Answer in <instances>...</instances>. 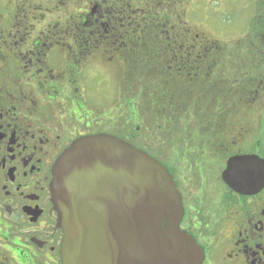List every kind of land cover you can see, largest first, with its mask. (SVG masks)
Instances as JSON below:
<instances>
[{"label": "flooded vegetation", "instance_id": "af4514ba", "mask_svg": "<svg viewBox=\"0 0 264 264\" xmlns=\"http://www.w3.org/2000/svg\"><path fill=\"white\" fill-rule=\"evenodd\" d=\"M148 4L0 0V264H62L55 168L73 146L103 135L168 170L182 197L180 229L202 248V264H264V185L242 194L223 180L233 157H257L264 169V123L186 116L225 83L236 96L223 98L229 120L233 105L258 94L240 91L230 71L249 40L231 41L223 56L184 9Z\"/></svg>", "mask_w": 264, "mask_h": 264}, {"label": "water", "instance_id": "95a60500", "mask_svg": "<svg viewBox=\"0 0 264 264\" xmlns=\"http://www.w3.org/2000/svg\"><path fill=\"white\" fill-rule=\"evenodd\" d=\"M262 172L257 157H233L223 180L251 193L264 185ZM53 196L62 264L204 261L202 248L180 229L182 197L168 170L122 140L103 135L73 146L56 165Z\"/></svg>", "mask_w": 264, "mask_h": 264}, {"label": "rangeland", "instance_id": "374dc122", "mask_svg": "<svg viewBox=\"0 0 264 264\" xmlns=\"http://www.w3.org/2000/svg\"><path fill=\"white\" fill-rule=\"evenodd\" d=\"M186 2V4L182 2L178 5L174 4L173 7L166 6L165 9L169 11L184 9L186 21L190 22L194 29L219 41L220 45L224 47L223 56H228L226 50L232 45L231 41H235L236 46H239L238 41L249 40L236 54L238 58L231 57L234 64L230 71L232 77L237 75L239 78H245L244 82L239 81L240 91L249 85L251 93L258 91V94H252L251 97L248 95L247 99L256 100L251 105L246 98L237 109L233 105V118L231 117L229 122L235 123L237 126H244L246 123H264V11H261V9L264 10V0H187ZM61 8H67V6ZM237 68L245 69V71L239 74ZM255 68L260 69L261 72H257ZM261 74H263L262 78ZM224 81L226 80L222 79L218 84ZM261 82H263L262 85ZM260 85L261 88H259ZM139 87L149 88L144 81L139 84ZM143 96L145 99L148 97L145 94ZM236 101L239 104L242 103V99H236ZM147 114L150 116L149 113ZM205 114L209 115V113ZM178 131L184 134L183 137H191L190 130ZM157 135L159 136V133Z\"/></svg>", "mask_w": 264, "mask_h": 264}, {"label": "trees", "instance_id": "16d2710c", "mask_svg": "<svg viewBox=\"0 0 264 264\" xmlns=\"http://www.w3.org/2000/svg\"><path fill=\"white\" fill-rule=\"evenodd\" d=\"M186 1L187 0H143V1H139V2L140 3H147L148 2L149 3L148 8L153 7V8H157V9L162 10V8L165 9L166 6L173 7L175 5H178L180 2L186 4L187 3ZM142 7L144 8L146 6L143 5ZM261 11H264V10L261 9ZM151 14H153V13H151V12L148 13V17ZM263 18H260V19H263ZM147 22H149V21L146 19V23ZM256 26L260 27L259 25H256ZM242 71H245V69H241V70L239 69L238 70L239 74L242 73ZM256 71H257V69H256ZM235 77L239 78L237 75ZM250 79H252V78H250ZM244 80H245V78H239L238 81L244 82ZM218 87H219V89L214 91L217 94L214 96L213 99H215V101L212 104H209L207 101V98L203 97L204 100L201 102L197 101L198 105L196 104L194 106L193 109L196 108V110H191V111L187 112L186 116H189V118L192 120L191 123H194V118H191V117L197 118V116H198V119L201 120L200 123H205V122H207V123H230L229 118H228V112L229 111L225 110V108H222V102L226 100V99H223L224 97L229 98V99H233L236 96H234V97L228 96L229 95V89H226L227 83L223 84L221 87L220 86H218ZM231 89H232V87H231ZM226 94H228V95H226ZM215 104L217 106L214 107ZM208 105L210 106V108L206 107ZM205 113H209V115L207 116Z\"/></svg>", "mask_w": 264, "mask_h": 264}]
</instances>
